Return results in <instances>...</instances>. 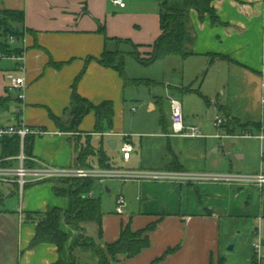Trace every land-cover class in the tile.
<instances>
[{
  "label": "crops",
  "instance_id": "1",
  "mask_svg": "<svg viewBox=\"0 0 264 264\" xmlns=\"http://www.w3.org/2000/svg\"><path fill=\"white\" fill-rule=\"evenodd\" d=\"M124 1L125 8L114 5L111 0H0V13L19 14L22 30L19 39L14 36L5 38L0 32V44H6L10 51H14L12 54L0 52V57L4 56L0 59V126H26L45 132L43 136H31L34 140L30 152L25 153L21 143L16 158H3L0 139V169L17 168L18 157L22 152L29 168H75L77 148L81 150L90 146L95 152L102 151L113 168L126 172L167 171L176 163L181 168L178 172L243 175L231 171L233 165L229 171H210L207 141L229 139L237 144L236 139L239 137H254V133L262 132V125L243 121L225 107H221L225 113L250 124L252 132L249 135L236 132L231 135L226 129L223 130L224 127L223 131H219L215 127V119L213 123L217 135H206L198 126L204 138L185 139L169 136L171 133L161 135L167 139L199 141V164L196 166L189 167L188 161L176 149L168 162L161 165L124 169L111 161L103 144L105 137L110 138L109 148L115 151L119 146L115 138L122 140L119 155L125 164L132 162L136 151L134 148L130 161L123 159L121 149L127 135L124 133V112L129 100V88L136 83L125 84L118 70L105 67L100 61L112 46L118 50L122 46L129 47L133 51L119 52L134 59L136 55L148 58L152 46L162 33L160 13L158 6L155 8L154 0ZM212 6L220 20L218 25H212L208 15L201 20L195 11L190 14L191 36L195 39L190 47L194 53L191 57L199 56V65L203 68L205 64L209 66L211 58L222 56L223 59H217L212 65L223 64L230 73L237 72L242 83L250 90L255 84L256 97L259 98L264 90V0H217ZM171 59L179 58L165 60ZM126 66L125 63L126 78L136 82L134 77L126 73ZM14 77L25 80L27 87L23 102L17 99L18 90L9 91ZM78 77L76 92L81 98L94 106L104 102L113 103L114 123L108 132L95 133L94 111L86 115L77 132L73 133H62L52 120L51 116H55L63 125L70 126L68 111ZM150 108L155 110L154 102L150 103ZM169 110L171 112L170 107ZM183 114L185 124L196 127L188 123L184 110ZM252 124L260 125V130H254ZM168 128L171 129V119L169 125L165 124V129ZM223 132L226 135H222ZM133 137L131 135V139ZM94 138L100 139L98 149L92 144ZM218 153V149L213 150V154ZM236 157L241 161L247 158L239 152ZM95 163L99 165L95 156L87 161L93 169H100L93 165ZM212 166L213 170H218L221 165L214 163ZM220 168L223 170L224 166ZM114 181L124 184L131 182L132 185L127 198L123 194L117 196L125 199L123 214L116 213L108 217L104 214L102 236L94 223L83 225L85 232L105 247L119 240L127 224H130L133 232L155 225L149 233L148 248L132 259L120 256L115 264H218L220 258H225L227 264H253L258 258L253 245L259 240L264 241V187L206 180L195 183ZM4 183L7 189L0 188V233L8 234L13 230L18 236L16 242L10 244L11 249L8 244L1 242L0 264H57L60 254L55 246L42 244L31 247L36 225L24 219L26 214L45 213L54 208L67 212L70 208L69 199L54 193L56 183L45 182L30 185L22 201L18 195L19 207H16L10 204V197L18 194V186L14 182L0 180L1 185ZM106 183L103 182L98 188ZM106 191L111 192L108 188ZM91 194L96 197V190ZM91 225L95 227L89 230ZM60 227L68 236L62 259L64 264H71L70 250L82 233L67 225L64 218ZM233 243L235 249L237 244L239 247L235 256L226 252V248ZM77 252L81 257L86 255ZM259 257L260 264H264V244Z\"/></svg>",
  "mask_w": 264,
  "mask_h": 264
},
{
  "label": "rangeland",
  "instance_id": "2",
  "mask_svg": "<svg viewBox=\"0 0 264 264\" xmlns=\"http://www.w3.org/2000/svg\"><path fill=\"white\" fill-rule=\"evenodd\" d=\"M154 1L156 2V8L159 5V0ZM5 21L4 16L0 15V32L3 34L5 30L2 25ZM121 50L124 53L133 51L127 46H122ZM121 50H118L116 46H112L109 52L116 54ZM125 61L128 69L126 73L134 77L137 84L129 88V100L126 104L123 119L124 133L130 135V137L134 135L131 142L136 151L133 154L132 162L125 164L119 155L122 140L115 138L119 145L118 150L115 151L109 148L110 138L105 137L103 144L108 151L109 158L117 167L139 169L154 164H165L172 157V152L175 149L182 153V157L188 161L189 167L199 164V141L167 139L161 136L171 133L170 128L165 129V124H170V99L175 98L182 103L183 110L188 117V123L200 127L206 135H217L213 123L217 116L224 121L223 130L226 129L227 113L221 107L229 108L235 117L243 121L260 123L262 132L254 133V137H239L236 139L237 144L229 139L208 140L207 154L210 157V171H229L233 165L231 171L235 173L243 175L253 172L264 173V90L263 95L257 98V86L255 84L250 90L242 83L237 72L230 73L223 64L212 65L209 68L205 64L202 68V65H199V56L189 57L184 61L181 59L159 60L151 66H143L132 56L125 54ZM205 100H209L211 105L208 106ZM151 102H154L155 110H151ZM118 118L121 119V115ZM249 125L248 123L239 122L236 125V133L249 135L252 132ZM108 131L106 129V132ZM225 133L223 132L222 135ZM73 136L75 137V135ZM99 140L94 138L92 144L95 148L99 146ZM214 149H218L219 153L213 154ZM237 152L246 155L247 158L242 161L239 160L236 157ZM99 156L100 152L95 155L96 159ZM214 163L221 165L218 170L217 168L212 169ZM93 165L99 166L96 163ZM222 166H224L223 170L220 168ZM98 183V186L103 185L101 182ZM2 185L0 184L1 189H7L6 183ZM131 186V182L124 184L112 180L107 181L103 187L96 190L95 196L101 200L105 216L116 215L115 200L117 196L123 194L127 198V193H131ZM28 188L29 186L25 192ZM106 188L111 192L108 193ZM10 200L11 205L19 207L18 194L10 197ZM93 226L91 225L89 230ZM85 235L91 238L86 232ZM17 236V232L13 230L8 234L0 233V244L4 242L11 249L12 245L10 244L16 242ZM92 240L99 248L102 247L98 240ZM238 250L237 244L234 252L229 253L227 250L226 252L235 256ZM76 258L79 264H96V260L91 254L81 257L77 252Z\"/></svg>",
  "mask_w": 264,
  "mask_h": 264
},
{
  "label": "trees",
  "instance_id": "3",
  "mask_svg": "<svg viewBox=\"0 0 264 264\" xmlns=\"http://www.w3.org/2000/svg\"><path fill=\"white\" fill-rule=\"evenodd\" d=\"M217 0H159L158 11L161 19V35L155 44L152 46L148 58H142L136 55V60L143 66H151L159 60L169 58H179L186 60L194 53L190 47L194 44V38L191 36V18L190 14L195 11L201 20L205 16H209L212 25L220 24V20L212 6V3ZM6 21L2 27L5 30L4 37L8 38L14 36L20 38L19 34L22 32L20 15L13 12H1ZM0 52L3 54H12L10 48L6 44H0ZM217 59H223L222 56L211 58L210 67ZM105 67L115 68L120 72L125 80V84H137V82L129 81L125 76V55L117 52L112 54L106 51L100 61ZM78 77L74 84V92L72 96L71 106L68 114L71 117L70 126L66 127L62 121L51 116L52 120L57 124L62 133L77 132L78 126L82 120L91 111L95 112L96 125L95 133H104L106 129H111L114 123V105L112 102H104L99 106H94L87 100L81 98L76 92V85L79 81ZM206 104L210 106V101L205 100ZM227 125L225 128L227 132L234 135L236 132V125L239 120L227 115ZM224 127V126H223ZM254 130H260V125L252 124ZM33 137L28 136L24 141V152H30L33 146ZM3 144V158H16L20 153L21 140L18 136L6 137L2 139ZM77 167L85 169H93L87 164L90 157L95 156V152L90 146H86L81 150L77 148ZM99 167L102 170L117 169L113 168L107 156L100 151L98 157ZM171 170L181 171V168L173 163ZM62 183V185H58ZM54 186V193L59 197H67L70 201V208L67 212H63L59 208L50 209L45 213H29L25 215L27 223L36 225L35 236L32 240L31 247L42 244L53 245L57 248L60 259L57 264H64L62 253L68 241V236L61 230V221L67 225L75 227L78 232H81L79 239L70 250L72 263L79 264L76 258V252L82 254H91L96 260L97 264H115L118 257L125 256L128 259L135 258L144 249L150 245L149 233L154 229L155 225H151L145 230L133 232L130 224H127L122 232L119 240L114 244L99 248L95 242L85 235L83 225L94 223L99 227V235L103 232V208L100 199L90 197V194L98 189L99 184L96 180H74L56 182ZM1 202V200H0ZM218 264H226L225 258H220Z\"/></svg>",
  "mask_w": 264,
  "mask_h": 264
},
{
  "label": "built area",
  "instance_id": "4",
  "mask_svg": "<svg viewBox=\"0 0 264 264\" xmlns=\"http://www.w3.org/2000/svg\"><path fill=\"white\" fill-rule=\"evenodd\" d=\"M114 5L125 8L126 3L124 0H111ZM14 39V38H13ZM4 58L1 56L0 59ZM264 76V62L263 71ZM26 84L23 78L14 77L11 81L9 91L18 90L20 93L17 99L20 102L25 100ZM171 109V134L169 136L179 137L185 139H199L204 138L199 128L194 126H187L185 124V118L183 114L182 103L173 98L170 99ZM224 121L220 117L215 118V127L220 131L223 129ZM45 132L41 130H33L26 126H0V139L6 137L18 136L21 140L24 148V141L28 136H43ZM220 137V136H218ZM123 159L130 161L134 152V146L131 142L129 135L125 136V143L121 149ZM27 158L24 152L18 157L19 166L17 168L0 169V180L4 182H14L18 186V195L20 200H23L24 192L26 188L33 184H40L45 182H62V181H74V180H96L97 182H106L111 180H153L159 182L166 181H182V182H199V181H214L225 183H248L254 184L261 188L264 187V174L258 175H208V174H192L184 173L173 170L167 171H138V172H126L120 169L102 170V169H85L80 167L75 168H53L44 166L41 168H29L26 166ZM92 197V194H90ZM125 207V199L123 196H119L116 201V213L121 215ZM264 241L259 240L253 245V250L258 258L253 264H260V255Z\"/></svg>",
  "mask_w": 264,
  "mask_h": 264
},
{
  "label": "water",
  "instance_id": "5",
  "mask_svg": "<svg viewBox=\"0 0 264 264\" xmlns=\"http://www.w3.org/2000/svg\"><path fill=\"white\" fill-rule=\"evenodd\" d=\"M226 250H227V252H229V253L234 252V251H235V244H234V243L231 244Z\"/></svg>",
  "mask_w": 264,
  "mask_h": 264
}]
</instances>
